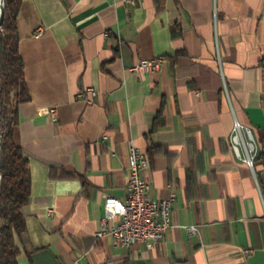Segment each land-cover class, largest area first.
I'll list each match as a JSON object with an SVG mask.
<instances>
[{"label":"crops","instance_id":"crops-1","mask_svg":"<svg viewBox=\"0 0 264 264\" xmlns=\"http://www.w3.org/2000/svg\"><path fill=\"white\" fill-rule=\"evenodd\" d=\"M16 27L27 249L60 264H264V0H21ZM155 56L159 71L129 70ZM235 120L253 167L232 149ZM131 145L147 195L174 196L151 249L94 235L105 196L125 198Z\"/></svg>","mask_w":264,"mask_h":264},{"label":"trees","instance_id":"trees-1","mask_svg":"<svg viewBox=\"0 0 264 264\" xmlns=\"http://www.w3.org/2000/svg\"><path fill=\"white\" fill-rule=\"evenodd\" d=\"M20 2L4 0L0 15V264H20V255L32 264L31 253L42 249H27L23 240L31 177L28 159L13 140L17 107L28 99L16 27Z\"/></svg>","mask_w":264,"mask_h":264},{"label":"built area","instance_id":"built-area-1","mask_svg":"<svg viewBox=\"0 0 264 264\" xmlns=\"http://www.w3.org/2000/svg\"><path fill=\"white\" fill-rule=\"evenodd\" d=\"M121 1L128 7L134 6L137 2V0ZM40 33L41 29L38 28L35 36H39ZM164 61L165 58L162 56L141 58L129 70L142 77L151 71H159ZM87 91L93 96L96 95L93 88ZM80 95L83 96V92ZM230 143L237 157L253 167L257 149L250 129L235 120ZM148 164L144 151L131 145L128 153L125 198L121 200L112 195L105 196L104 214L94 233L96 238L110 236L116 245L128 247L142 244L147 249H151L156 242L164 238L165 233L172 226L170 212L174 196L158 199L147 195L148 185L141 172L148 167ZM188 229L193 233L196 227L190 225Z\"/></svg>","mask_w":264,"mask_h":264},{"label":"water","instance_id":"water-1","mask_svg":"<svg viewBox=\"0 0 264 264\" xmlns=\"http://www.w3.org/2000/svg\"><path fill=\"white\" fill-rule=\"evenodd\" d=\"M4 0H0V15L3 9ZM1 137V135H0ZM32 264H60L55 254L48 248H42L34 251L30 255Z\"/></svg>","mask_w":264,"mask_h":264}]
</instances>
